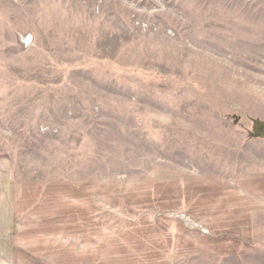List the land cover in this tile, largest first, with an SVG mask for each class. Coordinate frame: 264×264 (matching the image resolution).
I'll return each instance as SVG.
<instances>
[{
	"label": "rangeland",
	"instance_id": "374dc122",
	"mask_svg": "<svg viewBox=\"0 0 264 264\" xmlns=\"http://www.w3.org/2000/svg\"><path fill=\"white\" fill-rule=\"evenodd\" d=\"M264 0H0V264H264Z\"/></svg>",
	"mask_w": 264,
	"mask_h": 264
},
{
	"label": "water",
	"instance_id": "95a60500",
	"mask_svg": "<svg viewBox=\"0 0 264 264\" xmlns=\"http://www.w3.org/2000/svg\"><path fill=\"white\" fill-rule=\"evenodd\" d=\"M259 136H260L261 138H264V131H262V132L259 134Z\"/></svg>",
	"mask_w": 264,
	"mask_h": 264
}]
</instances>
